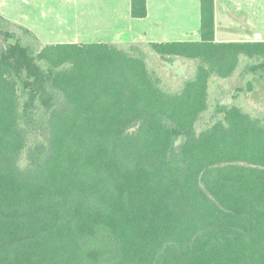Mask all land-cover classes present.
<instances>
[{"label": "trees", "instance_id": "obj_1", "mask_svg": "<svg viewBox=\"0 0 264 264\" xmlns=\"http://www.w3.org/2000/svg\"><path fill=\"white\" fill-rule=\"evenodd\" d=\"M213 8L165 43L44 44L0 14V264H264V116L196 128L214 77L256 90L264 42H216Z\"/></svg>", "mask_w": 264, "mask_h": 264}, {"label": "crops", "instance_id": "obj_2", "mask_svg": "<svg viewBox=\"0 0 264 264\" xmlns=\"http://www.w3.org/2000/svg\"><path fill=\"white\" fill-rule=\"evenodd\" d=\"M0 3L5 2L0 0ZM27 4L36 3L28 1ZM55 4H62L58 11L51 8L50 0H38L37 6L43 9L37 11L40 21L54 24L57 19L53 18L54 15L69 5L71 12L76 13L73 20H79L77 15L83 16L80 20L86 21L87 28L93 26L91 22H102L100 33L88 32L96 37L101 34L100 38L92 35L86 40L88 42L165 43L200 41L202 38V0H147V16L144 18L132 16L131 0H61ZM213 7L216 42H264V0H213ZM117 30H126L135 41H113ZM57 42L84 41L72 38ZM237 75L242 78L238 73L233 78Z\"/></svg>", "mask_w": 264, "mask_h": 264}, {"label": "rangeland", "instance_id": "obj_3", "mask_svg": "<svg viewBox=\"0 0 264 264\" xmlns=\"http://www.w3.org/2000/svg\"><path fill=\"white\" fill-rule=\"evenodd\" d=\"M3 1L5 3H0V14L3 13V15L9 16L10 19L12 18V21L32 28V31L40 37L44 44L65 41L72 38H78L84 42H88L86 40L90 38L89 36L93 35L95 38H100L99 36H101L100 34L96 37V35L92 33V35H88L90 31H93V33L101 32V21L91 22L93 26L91 24V26L87 28L86 21L80 20L83 16L77 15L79 20H73V18L76 17V13L71 12L69 5L63 6L61 13L53 17L57 18L54 24H50L39 20L37 11L38 9L41 10L42 7L37 6L38 0H8V4H6V0ZM28 1L36 4H27ZM50 1L52 2L51 8L58 11L62 4H55V2H60L61 0ZM114 34H117V37L113 39V41L117 43L135 41V39L127 34L126 30H117ZM244 61L247 66L253 64V61L247 58ZM160 65L166 71V74L163 76L166 82H168L171 77L175 78V86H172V89H174L177 83L187 75H191L194 72L193 69H195L194 64L182 59H177L174 62L164 61ZM237 76L238 77L230 79H219L214 77L210 80L208 88L209 107L196 123L198 132L211 125L217 119V103L239 105L253 116H264V79H261L262 81L253 93H243L238 96L236 95L238 87L246 86V83L251 80H242L239 75Z\"/></svg>", "mask_w": 264, "mask_h": 264}]
</instances>
